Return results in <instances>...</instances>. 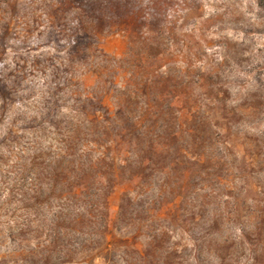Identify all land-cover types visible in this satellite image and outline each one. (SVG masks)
I'll list each match as a JSON object with an SVG mask.
<instances>
[{"label": "rangeland", "instance_id": "1", "mask_svg": "<svg viewBox=\"0 0 264 264\" xmlns=\"http://www.w3.org/2000/svg\"><path fill=\"white\" fill-rule=\"evenodd\" d=\"M66 1L61 0L63 6ZM135 1L123 0L118 6L117 0H105L106 7L128 15L114 37L101 45L109 55L113 87H127L134 101L144 93L140 98L146 102L158 99L161 91H183L197 107L178 111L173 106L170 117L175 123L187 125L202 105L206 107L201 113L207 112L211 120L207 134L197 140L204 148L193 150L192 160L198 165L191 172L195 179L190 180L188 192L178 188L172 172L166 178L171 180L162 184L161 204L173 208L170 214L182 220L171 224V231L165 229L164 245L179 252L181 264H264V131L253 127L255 120L264 119V0H184L183 6L190 11L183 24L165 29L167 36L159 21L142 20L144 13L139 16L134 10ZM175 3L155 0V7L160 11ZM12 14H18L15 4ZM197 21L195 34L182 31ZM3 26L9 28L0 18V30ZM107 26L104 19L97 27ZM141 27L160 33L141 36ZM46 60L52 63L51 56ZM44 63L39 58L35 61L36 66ZM103 108L102 120L108 121L117 109L116 98L106 99ZM111 147L114 156L126 157L124 143ZM169 162L167 158L162 164ZM122 193L118 187L112 196L115 214ZM182 204L192 205L191 210H180Z\"/></svg>", "mask_w": 264, "mask_h": 264}, {"label": "trees", "instance_id": "2", "mask_svg": "<svg viewBox=\"0 0 264 264\" xmlns=\"http://www.w3.org/2000/svg\"><path fill=\"white\" fill-rule=\"evenodd\" d=\"M117 1L118 6L123 3V0ZM260 1L263 3V0ZM70 3L67 0L62 6L83 8L89 18L97 19V26H101L104 21L98 14L103 15L105 12H117L115 16L120 21L128 19L125 10L112 6V12V7H106L105 0H74L69 6ZM159 9L156 7L158 12ZM140 11L139 16L145 10ZM1 30L3 36H0V44L9 34L8 27L3 26ZM86 37L87 33L84 38L78 37L77 48L73 49L77 57L80 56V45L87 44ZM6 87L0 85V99L4 101L0 104V113L6 111L7 104L12 99ZM57 91L63 89L57 86ZM171 94L175 97H168ZM143 95L145 96L144 93L138 95L137 101H134L127 87L117 89V109L108 121L97 124L99 118L94 116L92 129L85 133L77 130L73 134L74 138L67 144L52 137L46 147L31 157L26 175L35 174L36 182L48 184L52 190L48 195L42 191L38 195L34 194L31 201L19 209L21 214L31 212L38 206L52 212L55 207L53 200H71L73 197L77 206L84 207V211L76 212L69 204L66 205V210L52 213L56 220L55 239L44 248L21 251L19 259L22 264H72L75 258L77 264H96L98 260H102V264H181L182 256H179V252L164 245L165 229L171 231V224L182 220L177 217L178 214H170L173 208L161 204L162 184L171 180L166 178L172 172L175 181L177 179L178 188L184 190V193L188 192L190 180L195 179L191 172L198 165L193 161V150L196 147L204 148L203 143L198 146L197 140H200L201 135L207 134L211 120L207 117V112L201 113L205 106L202 105L200 112L194 111L187 125L179 126L175 123L174 117H170L173 106L178 111L197 107L190 104V97L183 91H161L158 99L153 98L152 102L142 101L140 96ZM168 98L176 103H169ZM89 105L93 110L100 107L92 105L91 101ZM82 110L88 111V105H83ZM35 126L34 122L26 125ZM121 142L127 146L124 159L114 156L111 151V146L115 143L119 146ZM167 158H170V162L163 166L165 164L162 162H167ZM2 159L0 156V160ZM206 169L205 167L204 170ZM70 180L72 183H69ZM118 187L123 193L119 212L115 214L111 199ZM15 191L16 189L12 190L9 203L15 202ZM159 205L162 208L156 209ZM173 205L177 210V204ZM181 207L180 210L190 211L192 205L185 208L182 204ZM3 208L0 205V217L6 214ZM60 229L77 233L83 238L78 251L72 252L69 249L71 241L60 235ZM33 231L29 226L21 228L18 233L8 231L5 235L3 220L0 219V248L9 240L16 244L17 240L28 239Z\"/></svg>", "mask_w": 264, "mask_h": 264}, {"label": "clouds", "instance_id": "3", "mask_svg": "<svg viewBox=\"0 0 264 264\" xmlns=\"http://www.w3.org/2000/svg\"><path fill=\"white\" fill-rule=\"evenodd\" d=\"M12 4L17 7V15L12 14ZM183 5L184 0H177L174 6L158 12L155 0H137L134 10L144 9L142 20L159 21L160 30L167 36L165 29L173 23L183 24L190 11ZM98 16L108 24L102 30L97 27V19L89 18L83 8H65L61 0H0V18L9 25V34L0 44V85H6L12 97L6 111L0 113V141H4L0 143V205L6 213L0 219L5 235L29 226L34 230L26 240H17L16 244L7 241L0 248V264H22L21 251L51 245L57 235L52 213L66 210L69 204L76 212L84 211L83 206H77L75 197L53 200L52 212L40 206L24 214L19 209L34 194L42 191L48 195L52 190L50 185L36 182L35 174L26 175L31 157L52 137L67 144L77 130L85 133L92 129L94 116L99 115L96 123L103 124L104 101L115 97L118 85L113 87L115 77L109 78V55L101 45L114 37L120 18L108 12ZM199 23H190L182 31L195 34ZM85 33L87 44L80 45L77 57L73 49L77 48L78 37L84 38ZM159 33L146 27L140 29L141 36ZM49 56L51 64L46 60ZM37 58L45 63L36 66ZM57 86L63 91L58 92ZM89 101L102 107L93 110ZM83 105H88L89 110L83 111ZM33 122L35 127H26ZM253 127L264 131V119L255 120ZM13 189L16 200L9 203ZM60 235L71 241L68 247L72 252L79 250L83 239L79 234L60 229ZM72 264H77V258Z\"/></svg>", "mask_w": 264, "mask_h": 264}]
</instances>
